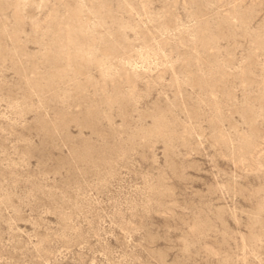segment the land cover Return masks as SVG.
Listing matches in <instances>:
<instances>
[{
    "label": "rangeland",
    "instance_id": "374dc122",
    "mask_svg": "<svg viewBox=\"0 0 264 264\" xmlns=\"http://www.w3.org/2000/svg\"><path fill=\"white\" fill-rule=\"evenodd\" d=\"M0 264H264V0H0Z\"/></svg>",
    "mask_w": 264,
    "mask_h": 264
}]
</instances>
